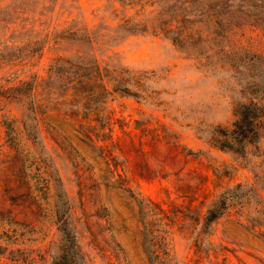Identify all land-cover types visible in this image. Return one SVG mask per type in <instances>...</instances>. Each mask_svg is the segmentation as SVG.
I'll return each instance as SVG.
<instances>
[{"label":"rangeland","instance_id":"374dc122","mask_svg":"<svg viewBox=\"0 0 264 264\" xmlns=\"http://www.w3.org/2000/svg\"><path fill=\"white\" fill-rule=\"evenodd\" d=\"M117 5L0 0V211L18 222L15 233H2L18 250L2 258L49 264L64 226L74 233L76 264H151L152 235L154 264H264V171L210 142L217 127L231 126L235 104L254 94L244 68L234 71L218 52H184L160 34L113 29L124 12ZM65 28L100 34L95 56L128 68L132 93L100 98L86 113L67 108L79 104L67 96L61 113L71 111L74 122L54 111L33 133L22 123L25 104L4 88L23 80L28 95L32 77H46L51 37ZM248 42L264 52V30ZM44 87L58 98L61 86ZM248 152L264 156V128ZM236 183L254 189L243 187L204 223L216 195Z\"/></svg>","mask_w":264,"mask_h":264},{"label":"trees","instance_id":"16d2710c","mask_svg":"<svg viewBox=\"0 0 264 264\" xmlns=\"http://www.w3.org/2000/svg\"><path fill=\"white\" fill-rule=\"evenodd\" d=\"M114 1L124 12L113 25V29H122L131 34L137 31L160 34L171 44L182 48L184 52L199 53L202 50L218 52V59L228 63L234 71L244 68L241 73L246 74L245 83L252 84L254 94L235 104L231 126L217 127L210 142L217 149L228 151L243 160L245 165H249L247 163L250 161L252 169L256 167L264 171L263 154L248 152L250 147L256 148L260 131L264 128V52L248 47V38L264 30V0ZM116 33H113L112 37L120 35ZM94 36L85 30L76 37L73 30L65 28L62 35L51 37L50 48L54 55L48 64L46 77L43 79L34 75L28 95L24 94L27 82L23 80L4 88L13 92L11 94L13 101L20 100L25 104V117L28 123L25 120L22 123L24 126L27 125L28 131L32 130L33 133L44 131L47 119L54 111L57 118L73 123L71 111H66L63 115L61 113L64 107L62 102L67 96L77 97L79 103L77 106L70 105L67 108L85 110L82 113H86L100 98L102 100L114 92L123 95L132 93L123 78H131L130 70L122 66L111 67L107 62H101L94 54L96 39H101V36L100 34L98 35L100 37L97 34L96 38ZM61 43L67 48L58 46ZM45 83H48L49 87L61 86L58 98L52 100L48 97L49 88L44 87ZM87 136L89 137L88 134ZM248 153L252 157L251 160L247 158ZM252 174L257 176L254 172ZM243 187L254 189V184L236 183L224 187L205 209L203 222L210 223L221 216L229 208L233 197L244 194ZM145 200L146 203L150 202L148 198ZM138 203L141 209L143 200L139 199ZM17 224L15 219L0 211V260H7L10 264H22L23 259L2 258L4 252L18 250L14 247L17 242L6 240L2 233L4 230L15 233ZM57 230V248L49 264H76L75 256L78 252L74 248V233L64 226H58ZM168 235V232H164L161 238L168 241ZM147 239L151 247L148 253L149 260L154 264L158 250V242L155 241L157 238L152 235ZM25 254L29 255L27 252ZM79 256L81 257V253ZM29 259L31 258L24 262L28 263Z\"/></svg>","mask_w":264,"mask_h":264}]
</instances>
